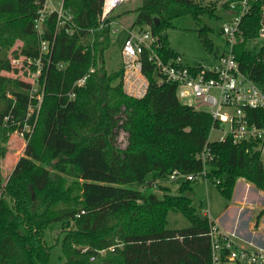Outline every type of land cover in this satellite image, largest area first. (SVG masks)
Wrapping results in <instances>:
<instances>
[{"label": "trees", "instance_id": "obj_1", "mask_svg": "<svg viewBox=\"0 0 264 264\" xmlns=\"http://www.w3.org/2000/svg\"><path fill=\"white\" fill-rule=\"evenodd\" d=\"M44 3L0 0V165L9 135L17 129L6 126L4 119L25 114L30 90L25 80L3 75L13 69L8 51L21 40L20 52L14 54L35 59L41 41L55 38L38 121L26 135L23 156L0 177V264H49L45 230L56 223L64 225L63 264H211L210 221L183 195L196 182L181 183L178 194L172 193L173 184L164 182L175 171L200 173L207 147L208 179L226 201L240 179L264 192L262 153L230 138L209 142L211 114L178 100L176 85L162 79L149 60L150 52L141 57L148 81L142 97L125 92L123 67L109 73L105 65L111 24L118 17L134 14L129 29L148 27L158 37L155 52L169 61L180 56L163 37L173 19L190 14L199 20L209 9L194 0H142L101 27L103 0H63L72 20L58 27L54 12L44 20L40 34L35 21ZM263 5L264 0L254 1L242 19V41L260 36ZM199 35L212 52L208 30L199 29ZM228 47L226 42L222 55ZM234 52L240 71L264 85V49L252 55L240 44ZM59 64L65 68L59 69ZM87 74L86 84L74 87ZM248 115L264 124L263 111ZM121 129L129 134L125 150L116 147ZM157 180L161 195L152 190ZM177 211L190 225L169 229L167 217ZM263 215L261 210L256 216V228ZM118 243L123 246L109 250Z\"/></svg>", "mask_w": 264, "mask_h": 264}, {"label": "built area", "instance_id": "obj_2", "mask_svg": "<svg viewBox=\"0 0 264 264\" xmlns=\"http://www.w3.org/2000/svg\"><path fill=\"white\" fill-rule=\"evenodd\" d=\"M128 0H103L99 21L101 27L106 24L114 11ZM256 0H235L230 2L229 11L233 16L231 23L222 27V34L229 47L213 64L189 66L184 63L181 56L164 61L154 50L158 46V37L148 29H130L121 48V56L125 61L123 83L125 92L131 96H144L148 81L142 73L141 57L148 51L149 60L154 63L163 80L176 85L178 100L185 105L197 110L208 111L213 118V125L208 141L223 142L230 138L234 144H248L254 150H264V124L260 125L248 115L249 111L261 110L264 112V85L248 79L239 69L236 54L233 50L239 27L244 16L250 11L251 4ZM52 0H45L43 8L39 11L35 21V28L41 34L42 25L46 17L52 13L58 15V27L64 26L72 20V16L65 13L63 0L57 3L54 10L49 9ZM264 17V5L262 7ZM113 26V23L111 24ZM118 28L112 27L111 34ZM264 20L260 36L264 37ZM55 38L52 41L42 40L40 54L37 58H26L22 55L11 60V65L21 73L20 79L30 85L29 103L25 114L16 119L7 115L4 119L6 126H16L15 133L25 144L28 142L26 135H31L37 118L40 114L45 95L47 72L52 62ZM64 69V64L58 65ZM88 74L78 79L74 87L86 84ZM11 97L10 95H8ZM71 99L75 93L70 94ZM219 133L212 139L213 133ZM124 134H122L123 137ZM122 140V139H121ZM122 148L127 142L124 138ZM207 150L205 147L202 159L203 170L198 174H184L173 172L164 184L180 185L185 181L197 182L200 178L208 181L209 168L206 165ZM159 180L152 183V188L157 187ZM166 184V185H167ZM84 213V212H83ZM80 215L78 214L77 217ZM210 221L209 238L211 247V264H264V249L247 243L235 233L225 231L206 213ZM122 243L109 248L114 251L122 247ZM105 250L100 251L104 253Z\"/></svg>", "mask_w": 264, "mask_h": 264}, {"label": "rangeland", "instance_id": "obj_3", "mask_svg": "<svg viewBox=\"0 0 264 264\" xmlns=\"http://www.w3.org/2000/svg\"><path fill=\"white\" fill-rule=\"evenodd\" d=\"M59 1L60 0H52V3L49 4V9L54 10L57 7V3ZM141 1L142 0L126 1L110 17L116 14L118 15V13L120 14V12L122 11L133 9L134 7L138 6ZM194 1L209 10L213 9V11L210 12L208 10L207 12L203 13L199 17V20L195 19L190 14L173 19V21L171 22L172 26L165 32L167 33V42L169 46L183 58L184 63L189 66L213 64L218 59V56L222 55V53L226 49V42L222 34V27L225 24L231 23L233 19V16L229 11L230 3L225 5L227 0ZM133 15L134 14L122 15L113 22V29L118 28V30L115 34L112 35L111 46L105 54V65L109 73L116 72L122 67H125V61L121 56V48L125 38L127 37V32L128 30H130L129 28L132 25L134 19ZM201 28H206L208 30V38L212 46L214 47L212 52L208 51L202 43L199 35V29ZM134 29H138V27H135ZM144 29L148 30L149 28L144 27ZM239 36L240 35H238L235 40L233 50L238 49L240 44H243V49L248 51L252 55H258L263 51V36H258L257 38H249L245 41H242L240 39L241 37ZM22 45L23 42L21 40H16L15 44L8 51V58L10 59V61L13 58L17 57L16 54H14V51H17L19 53L20 47ZM3 75L14 79H20L21 77V73L14 68L12 69V71H4ZM122 134H124L123 137ZM218 135L219 133L217 132L213 133L212 139H216ZM9 136L7 156L3 161H1L0 165V177L9 172L8 167L11 166V169L15 165L16 161L20 158V154H24L26 148L23 140L19 138L15 131ZM128 137V132L124 129H121L116 141V147L119 150H125L127 148V145L129 143ZM124 138L127 142L125 149L122 148V143L125 142ZM261 160L264 165V150L262 151ZM158 186L152 188V190L155 191L158 195H161ZM179 187V185L173 184V186H171L172 193L178 194ZM183 195L193 200V204L195 205L198 215L206 217L207 213L208 215L212 216L211 218L213 220L223 216L222 213L226 208L227 201L221 196L220 192L216 188V185L212 183V181H206L204 178H200L199 181L194 184L193 190L186 191L183 193ZM260 195L261 194H257V197H259ZM252 218L253 217L251 215V217L245 219V225L250 226L251 222L254 223V220ZM189 225L190 223L188 219L178 211L170 212L167 217V227L169 229L186 228ZM63 227L64 225L62 223H56L49 226L45 230V242L50 247L49 264H63L66 261L61 249V242L64 237Z\"/></svg>", "mask_w": 264, "mask_h": 264}, {"label": "crops", "instance_id": "obj_4", "mask_svg": "<svg viewBox=\"0 0 264 264\" xmlns=\"http://www.w3.org/2000/svg\"><path fill=\"white\" fill-rule=\"evenodd\" d=\"M220 56H218V58ZM21 156H23V153L20 154V157ZM14 166L11 169V166L8 167L9 172ZM8 173L2 176L4 177ZM257 194L261 195L257 197ZM260 197L264 200V192L257 190L244 179L238 180L231 200L227 201L226 208L222 213L223 216L215 219V221H217L225 231L235 233L247 243L264 249V215L260 220L259 226L257 228L255 227L256 216L261 210H264V201ZM251 215L254 223L251 222L250 226H247L244 220L251 217Z\"/></svg>", "mask_w": 264, "mask_h": 264}, {"label": "water", "instance_id": "obj_5", "mask_svg": "<svg viewBox=\"0 0 264 264\" xmlns=\"http://www.w3.org/2000/svg\"><path fill=\"white\" fill-rule=\"evenodd\" d=\"M155 22L158 23V18L155 19ZM263 34H264V32H263ZM163 37H164V38L167 37V33H164V34H163Z\"/></svg>", "mask_w": 264, "mask_h": 264}]
</instances>
